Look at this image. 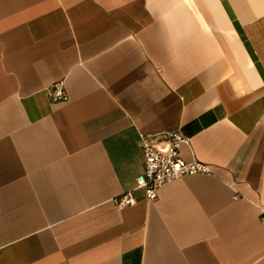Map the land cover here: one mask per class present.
Here are the masks:
<instances>
[{
  "label": "crops",
  "instance_id": "1",
  "mask_svg": "<svg viewBox=\"0 0 264 264\" xmlns=\"http://www.w3.org/2000/svg\"><path fill=\"white\" fill-rule=\"evenodd\" d=\"M170 131L211 173L117 207ZM262 209L264 0H0V264H264Z\"/></svg>",
  "mask_w": 264,
  "mask_h": 264
},
{
  "label": "built area",
  "instance_id": "2",
  "mask_svg": "<svg viewBox=\"0 0 264 264\" xmlns=\"http://www.w3.org/2000/svg\"><path fill=\"white\" fill-rule=\"evenodd\" d=\"M49 91L54 101L66 99L62 82L53 83ZM182 143H187V139L178 131L165 133L160 144L155 141V138L141 135L139 147L143 160L142 172L135 177L133 188L114 199L116 206L124 207L134 204L132 190L142 189L147 199L154 200L157 188L166 181L185 174L211 173L207 164L196 160L186 162L180 158L179 147ZM261 212L264 217V209Z\"/></svg>",
  "mask_w": 264,
  "mask_h": 264
}]
</instances>
